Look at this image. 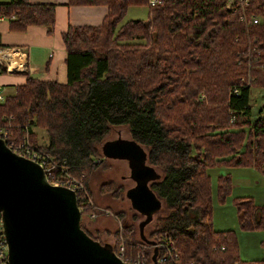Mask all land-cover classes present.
<instances>
[{
	"label": "trees",
	"instance_id": "1",
	"mask_svg": "<svg viewBox=\"0 0 264 264\" xmlns=\"http://www.w3.org/2000/svg\"><path fill=\"white\" fill-rule=\"evenodd\" d=\"M225 2L159 0L154 5L149 0H68L69 4H105L107 12L100 24H68L61 32L66 81L29 74L14 93L0 100L6 143L27 136L55 159L65 160L72 174L103 166L95 160L103 155L100 143L112 127L125 126L143 146L148 164L159 172L149 185L164 206L150 218L146 239L170 235L179 253L177 264H264V257L241 258L234 231L214 229L210 218L206 167L253 164L264 171V111L251 118L249 103L250 87L264 88V0H248L247 10L259 15V21L250 25ZM138 4L147 5L145 17L120 21L128 6ZM0 15L8 18L12 30L38 23L46 25L48 33L53 31L52 2L0 1ZM4 69L0 62V71ZM248 73L253 80L243 87L238 78ZM234 85L238 92H232ZM213 91L216 94L211 96ZM206 103L216 107L224 103L225 127L234 113L244 115L241 124L248 128L244 132L228 129L229 125L223 133L207 129L209 124L200 120L207 118L205 113L213 119L215 111ZM33 126L46 131L47 143H36ZM122 186L102 180L98 190L118 196ZM230 189V176L220 175L216 193L223 196ZM77 203L81 215L97 211L94 205ZM235 204L240 225L262 228L264 242V203L237 195ZM135 211L131 217L113 211L121 218V228L114 234L124 236L128 254L142 250L152 260L158 249L139 245L143 239L131 234L141 215ZM117 243H111L114 250Z\"/></svg>",
	"mask_w": 264,
	"mask_h": 264
},
{
	"label": "water",
	"instance_id": "2",
	"mask_svg": "<svg viewBox=\"0 0 264 264\" xmlns=\"http://www.w3.org/2000/svg\"><path fill=\"white\" fill-rule=\"evenodd\" d=\"M101 149L103 155L129 161L134 184L126 194L150 219L161 205L149 185L159 172L148 164L143 146L133 138H114ZM0 214L9 264H133L83 228L74 188L50 182L39 162L12 150L2 136ZM149 264H156L155 256Z\"/></svg>",
	"mask_w": 264,
	"mask_h": 264
},
{
	"label": "rangeland",
	"instance_id": "3",
	"mask_svg": "<svg viewBox=\"0 0 264 264\" xmlns=\"http://www.w3.org/2000/svg\"><path fill=\"white\" fill-rule=\"evenodd\" d=\"M147 14V5L138 4L130 5L127 7L122 19L124 21L129 18H138L145 17ZM183 77V76H181ZM173 94V93H171ZM216 91L210 93L211 96H214ZM202 97L203 95H199ZM215 99H220L215 97ZM249 103L251 106L252 114L251 118L257 116L264 111V88L261 86H251L250 87V96ZM210 106L214 114L213 119L209 118L208 113H205L203 116L207 117L201 122H206L207 129H211L213 132L223 133L228 129H239L246 130L248 127L244 126L242 120L245 118L244 115L232 113L231 123L227 122L229 125L225 127L224 123L222 124V119L226 117L227 112L224 109V103H221L219 107H216L213 103H206ZM177 110H180V107L177 106ZM211 111V113H212ZM222 124V125H221ZM37 131V140L36 143H46L48 141V135L46 131L41 127L35 128ZM243 130V131H244ZM245 132V131H244ZM119 139V138H131L125 126H115L112 127L108 134L105 135L104 140L100 143L101 145L104 141L108 139ZM197 141V139H195ZM243 139L242 144L240 145V150L244 148ZM200 148V145H198ZM202 148V147H201ZM196 149H192V152H195ZM95 160L97 162H102L104 164L101 167H96L85 170H82L79 174H74L76 176L82 175L85 186V191L87 197L88 205H94L97 207L95 215H91L92 212L84 213L81 215L82 224L86 226L91 232L97 234L99 239L105 242L112 243L113 240L119 241L122 240L126 243L124 236L119 232L116 234L115 231L120 227V216H115L113 211L121 210L123 216L131 217L134 212H136L132 206L129 197L126 195V189L134 184V179L130 173V164L129 161L120 156H110V155H100L96 156ZM224 164H215L213 167H206V172L209 175V184L208 189L210 190L212 200H211V213L210 218L212 226L217 230H232L236 235V243L238 247V253L241 258L244 259H256L264 257V242L261 241L263 238V229L262 228H247L242 227L239 223L237 217V207L235 204V196L240 194H250L253 200L257 203H264V171L258 167L251 164L249 165H227ZM228 168V169H227ZM228 171H232L233 176L241 173L243 177H237L235 187H232L231 175ZM230 176L231 189L225 195L221 196L216 193V188L219 183L220 175ZM104 180H112L114 185L117 183L123 184L121 187V192L118 190L115 193L120 192L117 196L110 195L109 193L100 192L98 190L99 183ZM164 206L163 200H161V206ZM79 206V205H78ZM84 207V206H83ZM159 207V208H160ZM80 208V206H79ZM138 212V211H137ZM136 219L135 231L131 234L140 237L143 239L140 243H143L146 246L147 242L146 236L147 231L150 227L149 222L144 218V214L140 213ZM153 216V215H152ZM120 218V219H119ZM132 219V218H131ZM125 222L130 221V219H124ZM148 223V224H147ZM129 234V230L127 229ZM117 243V245H118ZM116 245V248H117ZM142 251V250H141ZM143 252V251H142ZM146 255V254H145ZM150 256V255H149ZM148 262L152 260L149 259L146 255Z\"/></svg>",
	"mask_w": 264,
	"mask_h": 264
},
{
	"label": "crops",
	"instance_id": "4",
	"mask_svg": "<svg viewBox=\"0 0 264 264\" xmlns=\"http://www.w3.org/2000/svg\"><path fill=\"white\" fill-rule=\"evenodd\" d=\"M30 1L54 3L53 31L48 33L46 25L38 23L30 24L23 30H12L8 26V18H0V62L5 65L4 71H0L2 97L14 93L16 85L23 83L29 74L40 79L66 81V50L61 32L68 24H100L107 12L106 5L101 3L69 4L68 0ZM36 127L38 126H33L32 129L37 135ZM228 173L231 175L232 187H235L236 178L242 177L241 173L234 176L232 171Z\"/></svg>",
	"mask_w": 264,
	"mask_h": 264
},
{
	"label": "built area",
	"instance_id": "5",
	"mask_svg": "<svg viewBox=\"0 0 264 264\" xmlns=\"http://www.w3.org/2000/svg\"><path fill=\"white\" fill-rule=\"evenodd\" d=\"M157 1L159 0H149L151 4ZM225 5L228 9L236 11L238 13L239 19L245 25L257 23L259 21L258 14L249 12L247 10L246 5H248V0H226ZM2 16L3 15H0V18ZM252 80L253 76H251L249 73L247 75H241L238 78L239 83L242 84L243 87L250 86ZM239 89L240 88L238 85H234L232 87V92H238ZM2 98L3 97L0 94V100ZM7 134V126L0 125V136L6 138ZM7 144L15 152L39 162L42 165L44 172L50 182L55 184H63L74 188L76 191V198L81 203V207H83L85 204H88L87 199L89 197L86 195L85 184L82 175L76 176L72 174L68 170L65 160L59 161L55 159L41 148L31 143L27 136H25L24 140L20 142L9 140ZM91 215H95V212H92ZM139 245L144 246V244ZM151 245L156 246L158 249L156 264H177L176 261L178 260L179 253L170 235L160 236L158 239L153 241ZM221 247L223 246L221 245ZM7 249L8 245L2 231V221L0 214V264H9ZM115 252L120 256L121 259L133 264H149L145 253L141 250H136L132 254H128L126 252L125 242L122 240L119 241ZM186 264L193 263L187 262ZM233 264H237V262L234 261Z\"/></svg>",
	"mask_w": 264,
	"mask_h": 264
},
{
	"label": "flooded vegetation",
	"instance_id": "6",
	"mask_svg": "<svg viewBox=\"0 0 264 264\" xmlns=\"http://www.w3.org/2000/svg\"><path fill=\"white\" fill-rule=\"evenodd\" d=\"M127 195V194H126ZM128 196V195H127ZM133 207V206H132ZM134 208V207H133ZM135 209V208H134ZM137 210V209H136ZM138 211V210H137ZM145 216V215H144ZM147 217V216H145ZM150 219H148L147 221L149 222ZM148 224V223H147ZM101 240V239H100ZM148 242V241H147ZM143 244V243H142ZM146 244H150V243H146Z\"/></svg>",
	"mask_w": 264,
	"mask_h": 264
},
{
	"label": "bare ground",
	"instance_id": "7",
	"mask_svg": "<svg viewBox=\"0 0 264 264\" xmlns=\"http://www.w3.org/2000/svg\"><path fill=\"white\" fill-rule=\"evenodd\" d=\"M161 2V1H160ZM156 3H154V5H155ZM97 162V161H96Z\"/></svg>",
	"mask_w": 264,
	"mask_h": 264
}]
</instances>
